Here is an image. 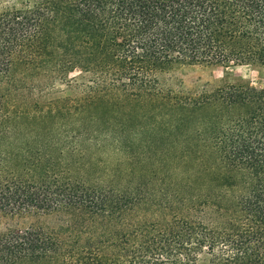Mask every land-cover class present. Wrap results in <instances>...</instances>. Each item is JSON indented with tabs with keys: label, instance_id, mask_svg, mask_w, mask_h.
Here are the masks:
<instances>
[{
	"label": "trees",
	"instance_id": "obj_1",
	"mask_svg": "<svg viewBox=\"0 0 264 264\" xmlns=\"http://www.w3.org/2000/svg\"><path fill=\"white\" fill-rule=\"evenodd\" d=\"M226 63L264 0H0V214L66 217L0 264H264V86L171 74Z\"/></svg>",
	"mask_w": 264,
	"mask_h": 264
},
{
	"label": "rangeland",
	"instance_id": "obj_2",
	"mask_svg": "<svg viewBox=\"0 0 264 264\" xmlns=\"http://www.w3.org/2000/svg\"><path fill=\"white\" fill-rule=\"evenodd\" d=\"M21 0H18V4ZM175 79L181 82L185 89L200 88L206 83H211L215 79L234 78L243 80L256 87L264 86V67L251 65H237L226 63L224 65H191L183 66L171 73ZM78 71L70 74V77L77 76ZM66 217L58 214L42 215V216H24L10 217L0 214V233L8 229H24L31 223L39 222L45 226H49L53 230H58V227L63 223ZM62 237L66 234L62 233ZM197 264H202L198 262Z\"/></svg>",
	"mask_w": 264,
	"mask_h": 264
}]
</instances>
